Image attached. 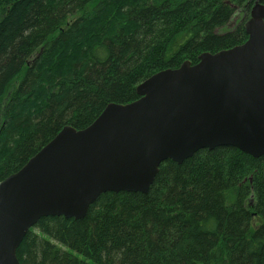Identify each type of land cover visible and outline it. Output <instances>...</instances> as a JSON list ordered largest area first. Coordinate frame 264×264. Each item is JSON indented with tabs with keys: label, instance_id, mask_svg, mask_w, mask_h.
I'll return each instance as SVG.
<instances>
[{
	"label": "trees",
	"instance_id": "trees-1",
	"mask_svg": "<svg viewBox=\"0 0 264 264\" xmlns=\"http://www.w3.org/2000/svg\"><path fill=\"white\" fill-rule=\"evenodd\" d=\"M264 5V0L259 2ZM250 0H0V182L65 127L200 55L242 45ZM237 14L243 18L232 27ZM20 264H264V157L232 147L160 166L147 194L42 218Z\"/></svg>",
	"mask_w": 264,
	"mask_h": 264
},
{
	"label": "water",
	"instance_id": "water-1",
	"mask_svg": "<svg viewBox=\"0 0 264 264\" xmlns=\"http://www.w3.org/2000/svg\"><path fill=\"white\" fill-rule=\"evenodd\" d=\"M242 45L200 55L141 83L139 98L109 104L87 128L65 127L0 182V264L42 218L81 220L106 193L147 194L163 162L232 147L264 157V5Z\"/></svg>",
	"mask_w": 264,
	"mask_h": 264
},
{
	"label": "rangeland",
	"instance_id": "rangeland-1",
	"mask_svg": "<svg viewBox=\"0 0 264 264\" xmlns=\"http://www.w3.org/2000/svg\"><path fill=\"white\" fill-rule=\"evenodd\" d=\"M250 3H255L250 7V14H251V9L256 5V0H250ZM249 14V19H251V16ZM243 17L240 14H237L236 17L233 19L232 21V27H234V25H236ZM248 19V20H249Z\"/></svg>",
	"mask_w": 264,
	"mask_h": 264
},
{
	"label": "bare ground",
	"instance_id": "bare-ground-1",
	"mask_svg": "<svg viewBox=\"0 0 264 264\" xmlns=\"http://www.w3.org/2000/svg\"><path fill=\"white\" fill-rule=\"evenodd\" d=\"M260 1H261V0H256V5L259 4ZM256 5H255V6H256ZM252 9H253V8H252ZM252 9H251V11H252ZM250 16H251V14H250ZM251 19H252V18H251ZM251 19L247 20V22H246L244 25H246ZM136 92H137V91H136ZM104 110H105V109H104ZM40 151H41V150H40ZM40 151H39V152H40ZM27 163H28V162H27Z\"/></svg>",
	"mask_w": 264,
	"mask_h": 264
}]
</instances>
